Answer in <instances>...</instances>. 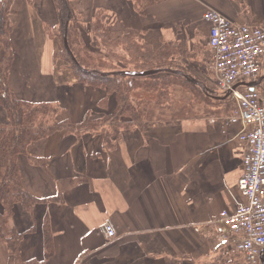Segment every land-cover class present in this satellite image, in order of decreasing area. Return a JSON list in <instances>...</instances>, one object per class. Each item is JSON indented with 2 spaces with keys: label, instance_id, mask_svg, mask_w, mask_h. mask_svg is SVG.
<instances>
[{
  "label": "crops",
  "instance_id": "0c3cea01",
  "mask_svg": "<svg viewBox=\"0 0 264 264\" xmlns=\"http://www.w3.org/2000/svg\"><path fill=\"white\" fill-rule=\"evenodd\" d=\"M26 1L33 11L29 8L27 27L14 39L11 21L21 29L18 21L23 14L16 0H7L10 42L12 50L16 45L19 63L29 58L34 42L43 39L40 33L30 35L28 27L36 23L49 38L56 25L51 0ZM158 8L161 11L149 24L164 26L172 38L184 36L183 45L191 52L202 37L208 40L203 21L208 9L233 24L255 23L264 28V0H170ZM118 24L120 32L131 30L121 20ZM259 65L255 90L264 93V56ZM176 72L195 81L188 73ZM11 78L9 72L14 94ZM209 81L211 86V77ZM209 89L204 93L217 102L212 110L206 101L203 107L200 101L193 103L191 93L177 87L171 93L172 105L168 109L152 105L141 124L124 117L112 126L87 130L85 122L101 116L99 100L92 98L88 114L85 108L59 114L56 121H69L74 129L32 142L18 159L23 187L42 202L31 213L17 207L10 219L11 228L30 230L20 244L21 260L43 259L42 230L47 218L53 245L47 264H244L236 250L240 236L221 241L217 221L223 211H235V199L243 202L237 183L247 150L238 141L244 127L227 122L236 110L232 98L220 99L222 105L217 106L221 97ZM107 223L115 230L113 239L103 232ZM0 264H12L1 242Z\"/></svg>",
  "mask_w": 264,
  "mask_h": 264
},
{
  "label": "trees",
  "instance_id": "16d2710c",
  "mask_svg": "<svg viewBox=\"0 0 264 264\" xmlns=\"http://www.w3.org/2000/svg\"><path fill=\"white\" fill-rule=\"evenodd\" d=\"M33 2V0H28ZM55 9L56 25L49 31L50 36L53 31L56 37L62 41L67 26V42L71 53L77 61L75 65L63 46V53L60 55L66 59L73 70L74 78L77 83H82L103 95L98 101V108L103 113H98L99 119L85 122L87 130L97 131L98 125L108 124L112 126L119 122L121 118H130L133 122L141 124L146 115V106L150 100L143 93L154 96V102L161 107H167L170 96L169 86L172 85L170 77H181L176 79V84L189 85V82L179 74L162 71L165 77L157 80H150L149 77L133 78L122 74L127 70L121 62L114 64L113 60L118 57L113 52H108L107 56H101L96 51H91L85 47V58L78 56L70 48L73 41L81 42L78 35V28L84 33H91V44L93 49L103 50L119 44L115 40L110 41L111 36L106 29H101L93 21L79 23V18L75 16V4L80 0H51ZM134 10L140 16L149 14L153 7L163 5L170 0H131ZM4 7L3 2L0 1ZM3 7H0L3 9ZM8 6L5 5L4 12L0 10V108L5 115V123L0 124V242L8 255L12 258V264H47L53 253L52 233L48 224V219L43 221V249L42 260L22 261L20 256V244L26 232H19L9 226L10 219L14 215L17 207L31 213L37 204L42 202L33 198L22 183V176L19 168L18 159L26 155L27 148L32 142L47 138L56 131L62 130L63 122L58 123L56 118L61 114V109L54 103H31L17 99L9 89L8 78L10 68L13 63V50L10 42V28L7 19ZM80 16V15H79ZM95 19L94 17L92 20ZM68 24L66 25V22ZM76 26L78 27H75ZM80 25V26H79ZM84 28V29H83ZM73 39L71 41V37ZM148 47V46H147ZM133 55V64H140L148 67V70L169 69L161 63H155L152 56L145 52H139L137 47ZM146 50V48H145ZM112 51V50H111ZM54 55V60L57 59ZM128 56V53L124 54ZM152 59V60H151ZM125 61V59H124ZM114 66V67H113ZM133 71H147L135 67ZM106 77H101L99 73H108ZM137 95L139 100L134 98ZM143 98H140V97ZM105 109V111H103ZM108 128V127H107ZM103 131H107L102 129ZM108 144L109 133L103 134ZM34 229V227H33Z\"/></svg>",
  "mask_w": 264,
  "mask_h": 264
},
{
  "label": "rangeland",
  "instance_id": "374dc122",
  "mask_svg": "<svg viewBox=\"0 0 264 264\" xmlns=\"http://www.w3.org/2000/svg\"><path fill=\"white\" fill-rule=\"evenodd\" d=\"M0 1L3 2L4 7L5 5L8 6L7 0ZM16 3L18 10L23 14V17L18 21V24H22L21 29L16 25V21H11L12 36L14 39L19 37L27 27V22L30 19L31 13L29 8H31V11H33V8L27 3L26 0H16ZM159 6L161 5L153 7V11H150L148 15L145 14L143 17L138 15V13L134 10L131 0H81V3L78 6L75 4L74 7L75 16H77V18L80 20L78 22H96L95 24L98 27L101 29H106V31L109 33L111 36V38H109L110 41H113V39L120 41H118L119 44H116L115 46L112 44V51L108 49V47L102 51L93 49L94 47L90 41L92 40L91 33L88 35L84 28L83 33L80 29L81 27L78 28L75 24V27L78 28V35L80 36L81 42L73 39L72 36L71 41H75H73L72 45H70V48L74 50L78 56L83 58H85V47L91 51L100 53L101 56H107L108 52H113L118 55V57L113 60L114 64L118 63L119 61L127 70L130 71H133L136 66H139L140 69L148 70V67L141 66L140 64H133V55H135L136 52L134 47H137L139 52L146 51L149 56H152L155 63H161L163 66L173 71L175 70L188 73L191 75L192 79H195V81L198 83L199 86L196 87L191 84L187 86L185 84L180 85L179 83L176 84V79L181 77H170L169 79L173 82L172 85L169 86L170 96L167 107L159 106L154 102V96L143 93L145 98L147 96L150 100L149 104L146 106V112H148V109L151 108L152 105H156L161 109H168L169 106L172 105L171 103H173L171 101L172 90L177 87L189 91L192 95L193 103L200 101L201 107H203L206 101V105L209 107V110H212V105L217 102L211 100L209 94H205L204 91H208L207 89L210 88L209 92L213 95H218L221 97L220 99L225 97V94L219 89V83L216 80L213 69L214 57L212 50L210 48L208 49L209 46L207 47L208 40H205L204 42L202 37L198 47L195 48L193 52H191L187 46L183 45L182 40L184 36L172 38L169 36V34H167L168 31L166 32L163 30L164 26L152 28L149 22H151V19L156 17L159 11H161V8H158ZM0 7H3L1 3ZM4 7L3 9L0 8V10L3 12ZM210 11H213L225 18L220 12L214 9L206 10L205 14ZM93 17L95 19L92 20ZM33 20L35 22L34 17ZM120 20L123 21V23L126 24L128 28L130 27L131 30H124L120 32L118 27ZM115 21H118V23ZM230 24L235 26L240 25L233 24L231 22ZM245 24L255 25V23H244L242 25ZM35 26L36 27L29 26L28 33L30 35L34 34L35 32L40 33L43 39L34 42L29 58L23 59V62L19 63L16 45L15 43L13 44L14 61L13 66L10 69V74L12 75L11 89L13 90L15 96L19 98V100L22 99L23 101L26 100L34 103L51 102L54 100V105L60 108L61 113L63 114H72L73 112L80 113L82 110H84L83 108H85V113L88 114V109L90 106L89 101L91 98L92 101H98L103 93H100V91L97 92L96 90L87 87L82 83L76 82L73 70L70 67L68 61L60 55V53H63L64 49L62 46V41L56 37L57 31H53V35L50 36L53 39L55 38V42L50 40V37H47V34L44 33L42 27L38 28L36 23ZM166 27L168 28V25ZM58 52L60 53L57 54ZM125 53H128V56H125ZM54 54H57V59H55L53 62ZM18 67L20 68V71H18ZM15 73H17V77L13 82V79L16 76H14ZM148 77L150 80L154 81L165 76L164 73H161ZM210 77L212 78V85L208 86L207 83L210 82ZM72 82L74 84H72ZM207 86L209 88H207ZM20 87H22V90ZM261 94L262 97H264V93ZM134 98L139 100L136 94H134ZM140 98L143 97L141 96ZM220 99L218 98L219 104H216L217 106H220V104L222 105V100ZM223 103L225 105H230L228 102ZM98 110V113H103L100 108H98ZM103 111H105V109H103ZM4 118L5 115L0 108V124ZM73 126L74 125H72L71 122L65 121L63 122L62 128L74 129Z\"/></svg>",
  "mask_w": 264,
  "mask_h": 264
},
{
  "label": "built area",
  "instance_id": "2783aa9c",
  "mask_svg": "<svg viewBox=\"0 0 264 264\" xmlns=\"http://www.w3.org/2000/svg\"><path fill=\"white\" fill-rule=\"evenodd\" d=\"M208 25V46L213 52L214 72L219 89L235 102L229 124L240 122L244 129L238 141L247 147L243 172L237 188L243 202L235 199V211H223L218 223L221 241L240 236L236 250L244 264H262L264 253V98L256 90L234 89L240 83L253 82L260 72L259 59L264 56V28L245 24L235 26L210 11L204 14ZM248 89V90H247ZM109 239L116 235L110 224L103 226Z\"/></svg>",
  "mask_w": 264,
  "mask_h": 264
},
{
  "label": "water",
  "instance_id": "95a60500",
  "mask_svg": "<svg viewBox=\"0 0 264 264\" xmlns=\"http://www.w3.org/2000/svg\"><path fill=\"white\" fill-rule=\"evenodd\" d=\"M68 24V21L66 22V25ZM66 30H67V26L65 28V34H64V38H63V46L64 49L66 50V52L68 53V55L70 56L71 61L75 64H77L76 59L74 58L73 54L71 53L69 46H68V42H67V35H66ZM162 71H166L168 73H174L177 74L176 71L170 70V69H165V70H147V71H124L122 72V74L126 77H133V78H142V77H148V76H153L155 74H159ZM109 73H99V75L101 77H106ZM189 83L192 84H197L196 81H191L189 79H186ZM256 82H251V83H241L239 85L234 86V89H236L238 86H244L247 87L250 91H253L254 88L256 87ZM197 86V85H196ZM228 98V95H226L225 97L222 98V100H225ZM220 99V98H219ZM264 263V262H263Z\"/></svg>",
  "mask_w": 264,
  "mask_h": 264
}]
</instances>
